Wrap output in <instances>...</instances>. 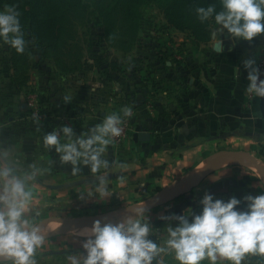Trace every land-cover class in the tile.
Instances as JSON below:
<instances>
[{"label":"crops","instance_id":"obj_1","mask_svg":"<svg viewBox=\"0 0 264 264\" xmlns=\"http://www.w3.org/2000/svg\"><path fill=\"white\" fill-rule=\"evenodd\" d=\"M178 40L182 50L177 61L164 60L167 55L136 60L135 52L124 54L107 45L104 61L74 74L56 70L49 61H37L29 86L13 85L22 100L0 99V140L19 143L30 160L44 154L53 161L52 173L37 185L39 204L50 212L41 218L45 225H64L60 229L65 231L48 237L40 264H63L65 251L82 250L83 237L70 232L90 227L93 221L70 227L79 218L101 217L102 222L117 223L133 214L131 205L144 202L156 229L153 235L163 242L166 222L160 217L182 214L189 206L198 213L206 192L228 200L264 191V98H248L243 67L245 59L254 58L258 65L264 58V35L235 43L224 35L221 52L213 49L212 35L198 42L189 32L178 31ZM66 95L71 102L64 101ZM124 105L134 110L132 131L121 144L109 146L108 159L123 161L126 167L107 170L113 190L109 197H89L81 193L94 187L89 169L72 176L70 165H61L54 151L45 153L37 140L60 124L70 123L79 133ZM33 113L39 114V125L33 122ZM141 134L149 139L141 142ZM230 146L236 151H227ZM207 168L211 170L204 175ZM112 206L116 207L111 210ZM238 207L243 209L245 202ZM89 210H106L119 217H83L81 213ZM70 212L69 218H79L67 226L61 218ZM165 261L177 264L171 256ZM249 264H257V258L251 257Z\"/></svg>","mask_w":264,"mask_h":264},{"label":"clouds","instance_id":"obj_2","mask_svg":"<svg viewBox=\"0 0 264 264\" xmlns=\"http://www.w3.org/2000/svg\"><path fill=\"white\" fill-rule=\"evenodd\" d=\"M201 23L211 21L213 49L223 50V36L233 43L252 42L264 35V0H220L195 8ZM8 45L16 53H24L27 45L15 5L0 10V46ZM247 70L246 92L264 98V72L254 58L243 61ZM71 96H64L71 102ZM134 115L131 105L111 111L103 119L79 133L70 124H60L44 131L37 145L45 153L57 155L61 165H70L72 176L87 167L95 182L92 190L83 191L89 197L98 194L109 197L107 170L124 169L123 161L108 159L109 146L120 137L125 120ZM33 122L40 124V116L33 113ZM37 131H41L38 127ZM53 161L44 154L29 159L20 144L0 140V264H40L41 249L48 239V228L42 217L37 185L52 173ZM245 202V207H238ZM197 213L189 206L182 214L161 216L165 221L160 241L144 202L131 205L132 215L112 223L94 220L90 227L70 234L83 237L82 250L65 251L63 264H166L171 256L177 264H249L251 257L264 264V191L248 194L242 199L214 198L206 192L199 200ZM55 227V226H53ZM69 247V246H66Z\"/></svg>","mask_w":264,"mask_h":264},{"label":"rangeland","instance_id":"obj_3","mask_svg":"<svg viewBox=\"0 0 264 264\" xmlns=\"http://www.w3.org/2000/svg\"><path fill=\"white\" fill-rule=\"evenodd\" d=\"M128 4L130 5V3ZM4 6L5 5L0 6V10H3ZM124 8H128V5H125ZM124 8L110 19V25L111 28L113 27V34H115L112 35L110 39L112 42L110 47L117 52L124 54L135 52L136 60H141L142 58L147 60H159L163 55H167V57H163L164 60L177 61L178 51L181 53L182 50V46L178 40V31L189 32L191 36L198 41L192 30H179L178 26L173 25L170 22L171 17L167 15L165 8L155 1H144L141 6V13L135 22V26H133V22L126 17ZM98 15L99 12H96L93 8H89L87 12H85V15L79 19L81 21L77 22L70 32L66 34L68 36L65 37V43L61 49L62 54H60L58 60L53 59V56L56 55L54 51H50L47 56H44L41 52V45L33 41L29 36H25L27 45L22 54L16 53V51L11 49L8 45L0 46V99L11 103H17L22 100L15 92L13 85L23 83L25 86H29L27 82L30 81L32 77V69L37 61H49L56 70L70 74H74L76 71L81 72L85 69H92V67H95L96 64L98 65L100 61H104L106 52L104 46H108V41L104 34L106 25ZM212 25L213 23L211 22L208 28L209 38ZM137 48H139V52L136 51ZM142 51L144 53L148 52V54H144ZM13 63L15 64L16 70L13 68ZM109 64L110 67H113V62L108 63V65ZM136 66L139 65L136 64ZM139 68L141 67L139 66ZM3 84H7L8 86L2 87ZM9 84H11V86H9ZM8 117L7 115V118ZM227 151H236V147L230 146ZM216 162L217 159L211 163L213 164ZM211 163L208 164L210 165ZM228 164L230 165L232 163H224L223 166H229ZM247 168L254 170L253 165H247ZM114 207L112 206L110 209L113 210ZM104 211L89 210L86 212L87 214H81L83 217L84 215L102 216V214L110 216L111 218L119 217V215L111 214L106 210ZM49 213L44 209L42 217L48 216ZM71 213L72 212L64 214V216H66L61 218V220L68 223L67 226L74 219L79 218H69L70 215H72ZM52 215H55V213ZM81 229L83 228H77L75 231L79 232Z\"/></svg>","mask_w":264,"mask_h":264},{"label":"trees","instance_id":"obj_4","mask_svg":"<svg viewBox=\"0 0 264 264\" xmlns=\"http://www.w3.org/2000/svg\"><path fill=\"white\" fill-rule=\"evenodd\" d=\"M144 1L150 0H0L2 5H15L20 12V21L23 26L25 36H29L33 41L41 45V52L44 56L48 52L54 51V60H58L62 54V47L65 43L67 33L76 25L77 22L89 8L99 12V17L106 25L104 34L111 46L113 27L111 28L110 19L117 14L125 5V15L128 19L135 22L141 13V6ZM162 5L169 17L170 22L178 26L179 30H192L199 42L209 39V26L211 21L201 23L195 14L198 5L207 6L215 3L217 9L220 8V0H151ZM130 3V5L128 4ZM15 61V60H14ZM25 62V61H24ZM13 68L15 64L13 63ZM22 68V66H21ZM25 86V84H15Z\"/></svg>","mask_w":264,"mask_h":264},{"label":"water","instance_id":"obj_5","mask_svg":"<svg viewBox=\"0 0 264 264\" xmlns=\"http://www.w3.org/2000/svg\"><path fill=\"white\" fill-rule=\"evenodd\" d=\"M148 139H149V135H148V134H141V135H140V141H141V142L147 141ZM210 170H211V168H207V169L205 170L204 175L207 174V173H209ZM97 219L102 221V218H101V217H86V218H79V219L74 220V221L71 223L70 227H71V226L80 225V224H84V223H87V222H92V221L97 220ZM64 231H65V229H60V230H57V231L51 232V233L48 234V237H50V236H54V235H57V234H60V233H62V232H64Z\"/></svg>","mask_w":264,"mask_h":264},{"label":"built area","instance_id":"obj_6","mask_svg":"<svg viewBox=\"0 0 264 264\" xmlns=\"http://www.w3.org/2000/svg\"><path fill=\"white\" fill-rule=\"evenodd\" d=\"M257 66H259L261 71L264 72V58L258 63ZM261 78H264V76H262ZM248 98L253 99L254 97L248 94ZM122 128H123V132L120 137L115 138L114 140L115 144H121L122 142H124L128 137V135L131 133L132 131L131 118L125 120L124 124L122 125Z\"/></svg>","mask_w":264,"mask_h":264},{"label":"bare ground","instance_id":"obj_7","mask_svg":"<svg viewBox=\"0 0 264 264\" xmlns=\"http://www.w3.org/2000/svg\"><path fill=\"white\" fill-rule=\"evenodd\" d=\"M57 221V220H56ZM58 222H60V223H62V224H65V222H63V221H59L58 220ZM47 228H48V232H50V231H52V230H58V229H60V228H62L63 226H60V224L59 223H51V224H47V225H45ZM53 226H55V227H53Z\"/></svg>","mask_w":264,"mask_h":264}]
</instances>
